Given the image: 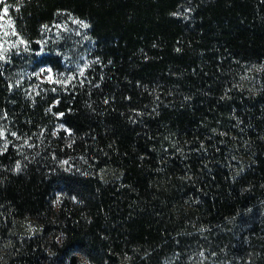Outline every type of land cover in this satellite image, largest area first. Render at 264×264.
Returning <instances> with one entry per match:
<instances>
[{"label": "trees", "instance_id": "obj_1", "mask_svg": "<svg viewBox=\"0 0 264 264\" xmlns=\"http://www.w3.org/2000/svg\"><path fill=\"white\" fill-rule=\"evenodd\" d=\"M5 8L88 39L31 91L0 68V264H264V0Z\"/></svg>", "mask_w": 264, "mask_h": 264}, {"label": "rangeland", "instance_id": "obj_2", "mask_svg": "<svg viewBox=\"0 0 264 264\" xmlns=\"http://www.w3.org/2000/svg\"><path fill=\"white\" fill-rule=\"evenodd\" d=\"M87 27L85 20L62 13L54 23L45 26L37 47L15 29L7 9L6 13H0V56L3 57L0 68L12 70L14 87L34 90L37 84L53 81L56 77L51 64L41 63V56L56 50L63 51L68 60L77 56L87 42Z\"/></svg>", "mask_w": 264, "mask_h": 264}, {"label": "snow or ice", "instance_id": "obj_3", "mask_svg": "<svg viewBox=\"0 0 264 264\" xmlns=\"http://www.w3.org/2000/svg\"><path fill=\"white\" fill-rule=\"evenodd\" d=\"M3 2V0H0V3H2ZM4 12L6 13L7 12V9L5 8L4 9ZM85 27H86V25H84ZM0 58H3L2 56H0ZM41 71H44L43 69L41 70ZM50 71V70H49ZM81 75H83V70H81V73H80ZM74 77H69V79H68V81L67 82H70L71 81V79H73ZM49 79H51V77H49ZM57 83H60L61 81H56ZM0 135H2V133H0Z\"/></svg>", "mask_w": 264, "mask_h": 264}]
</instances>
